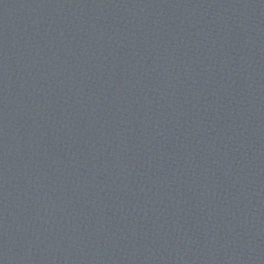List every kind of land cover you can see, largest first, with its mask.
<instances>
[{
	"label": "water",
	"instance_id": "obj_1",
	"mask_svg": "<svg viewBox=\"0 0 264 264\" xmlns=\"http://www.w3.org/2000/svg\"><path fill=\"white\" fill-rule=\"evenodd\" d=\"M0 264H264V0H0Z\"/></svg>",
	"mask_w": 264,
	"mask_h": 264
}]
</instances>
